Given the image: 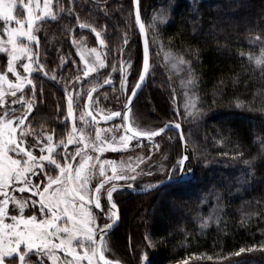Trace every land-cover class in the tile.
<instances>
[{
    "label": "trees",
    "instance_id": "1",
    "mask_svg": "<svg viewBox=\"0 0 264 264\" xmlns=\"http://www.w3.org/2000/svg\"><path fill=\"white\" fill-rule=\"evenodd\" d=\"M54 3L65 11L57 8V18L41 22L38 32L48 75L67 56L71 61L59 74H73L74 42L84 36L96 44L93 28L101 33L109 56L133 47L141 70L142 44L130 15L132 0ZM140 7L150 45L154 35L163 53L190 61L196 77L192 90L200 120L186 124L180 118L190 146L187 169L194 176L146 194L115 192L120 223L107 238L106 257L140 264L144 248L152 251L148 264H264V71L254 62L264 50V0H141ZM153 17L167 19L158 20L153 29ZM0 60L3 68L1 55ZM187 69L184 65L190 79ZM166 76L152 77L150 72L147 91L132 106L145 128L159 129L179 116L172 105L175 83ZM36 78V106L29 119L37 129L57 132L63 127L59 121L65 93L49 77ZM164 134L175 138L180 158L178 132Z\"/></svg>",
    "mask_w": 264,
    "mask_h": 264
},
{
    "label": "snow or ice",
    "instance_id": "2",
    "mask_svg": "<svg viewBox=\"0 0 264 264\" xmlns=\"http://www.w3.org/2000/svg\"><path fill=\"white\" fill-rule=\"evenodd\" d=\"M132 6L130 15L134 17L135 23L139 25L143 33L145 24L141 20V0H132ZM18 7L26 13L23 22L14 15ZM64 11L61 5L59 12ZM45 18L52 20L57 18L56 13L53 12L52 0H43L42 7L40 0H29L28 3L20 0L19 5L17 0H0V20L7 25L3 29V34H0V53L7 56L6 71H0V107L6 103L5 95L10 94L13 97L12 104L19 103L24 109L22 116L15 115L17 111L15 108L11 110L4 108L3 115H0V264H84L85 261L87 264H113V261L105 257V251H107L105 236L119 219L118 206L113 201V193L117 191V186L112 183L111 187L106 189L105 207H102L100 202L101 190L111 181H134L136 177L123 174V172L117 174V168L123 169V164L117 166L114 161H101L99 156L94 158L88 154L87 150L91 149L98 153L106 150L118 151L126 149L129 141L133 139L138 142H141L143 138L152 140L166 130L173 129L179 130L180 139L183 141V130L180 123L172 121L165 123L159 129L148 130L133 127L131 124H122L116 126L117 130L123 129V134L118 140L115 135H112L110 140L101 137L102 131H112V129L97 128L96 140L99 143H85L82 134L77 138L73 96L66 88L67 114L65 120L70 121L72 125L67 143L83 144V147H77L74 152L69 153L67 145L61 140L60 145H64L65 148L62 154L63 164H61L53 155L55 148L59 147V145L52 144L53 135L47 134L43 138L36 137L34 142L29 144L27 137L32 133L29 132L27 126H24V122L33 110V103L25 100L24 89L31 85V94L35 98L36 85L31 76L34 71H43L44 65L40 63L39 52L33 51L32 45H39V37L36 33L40 29L37 22H43ZM166 19V17H153L152 28L157 27L158 20L164 23ZM13 21L16 27H11ZM79 26L85 28L87 25L80 24ZM92 31L97 38L101 36L95 28ZM99 43L103 45V39H100ZM124 43H128L126 37ZM90 51L95 53L96 49L93 48ZM149 55V45L145 39L141 55L142 71L138 70V79L131 89V94L126 97L127 111H130L128 106L137 97L138 90L142 88L149 75ZM175 59L178 64L188 66L190 79L186 83L194 87L196 77L192 72L191 62L186 61L182 56ZM252 59L253 57L250 56L249 60ZM81 60L84 64L82 69L84 77L97 71V67L85 58L83 52H81ZM96 60L99 61V67H104V62L100 60L98 54ZM20 61H25L20 64V68L26 75H21L17 70V64ZM254 62L264 71V50L259 57L254 59ZM122 64L131 68V57ZM121 71L120 88L121 92H124L127 88V71L123 67ZM7 73L15 75V82L8 80ZM44 75L47 76V72H44ZM51 79L55 80L56 77L52 76ZM76 79L79 81L81 78L77 76ZM111 82V80L105 81L108 84ZM5 85L9 90L8 93L5 92ZM95 91L96 86H93L88 92L90 102L92 101L91 93ZM18 92L21 95L17 98ZM77 95L80 94L77 93ZM185 96L188 97L185 104L186 114L188 116L194 113L199 115V112L195 111V101L188 96V93H185ZM176 111L179 112V109L177 108ZM85 115L92 116V112H81V121L87 123L84 120ZM114 117H121V112H110L102 119L111 120ZM122 119L126 120V116ZM92 120L95 121V116H92ZM18 129H21L19 136H17ZM36 149L39 155H34ZM56 155L61 154L56 153ZM77 157H80L78 162ZM188 160L187 154L181 155L176 159L172 171H179L182 178L186 177L191 171L190 168L185 169V162ZM244 163L249 166L252 164L247 160ZM97 165H99V175L103 176L104 180L93 189L89 185L96 175ZM105 165L111 166V176L105 174ZM132 171L135 172V169L133 168ZM149 175H151L150 172ZM37 177L38 179L34 180ZM131 186V184L128 185V187ZM16 193L28 195L17 196ZM93 208L99 209L100 212L94 213ZM98 215L106 216L102 227L97 223ZM204 226H207L206 222ZM98 236L99 239H97ZM240 251L243 252L244 249ZM145 260L147 261V257Z\"/></svg>",
    "mask_w": 264,
    "mask_h": 264
},
{
    "label": "rangeland",
    "instance_id": "3",
    "mask_svg": "<svg viewBox=\"0 0 264 264\" xmlns=\"http://www.w3.org/2000/svg\"><path fill=\"white\" fill-rule=\"evenodd\" d=\"M55 0H52V8L53 12H56V9L59 8L54 3ZM24 3H28L29 0H23ZM17 3L19 5L20 0H17ZM41 7L43 6V0H40ZM14 15L17 16L18 19H20L22 22L26 18V13L23 12L19 7L17 8ZM50 18H45V20H48ZM39 29L41 22H37ZM7 25L4 24L2 20H0V34H3V29ZM11 27H16L15 22L13 21L11 24ZM26 27V25H25ZM40 31V30H39ZM38 36V32L36 33ZM94 36L96 37L95 33ZM6 39V36H5ZM97 43H90L87 41L88 39L84 36H81L77 41L74 42V54L76 56V62L73 66V74L71 75H65L62 76L59 74L63 68H65V65L67 62L71 61V57L67 56L65 59L62 57L59 61V69L54 70V73H50V75L47 74V76L44 75V72H46L45 63L41 60L40 57V63L44 65L43 71H34L32 73L31 78L33 79V82L35 83L36 77L38 76H45L49 77L51 79L52 76H55L56 79L53 81H56L57 84L59 83L62 87V91L65 93L64 98V109H63V116L61 121L59 123L63 126L60 127L58 131H49V130H42L37 129L34 126V122H32L29 118L31 113L27 116V119L24 122V126H27L29 128V132L32 133L28 135L27 142L29 144H32L36 137H45L47 134L53 135V141L52 144L54 146L59 145V147L55 148V152L53 155L58 160L59 163L63 164L62 154L65 151L64 145H60V141L63 140L64 143L67 145V151L69 153L74 152L77 147H83V144H68V136L69 133L72 130L71 122L68 120H65V116L67 114V96L65 89L67 88V91L72 93L73 96V107H74V115L76 117L75 125L77 129V138L82 134L85 138V143H99V141L96 140V129L99 128L101 130H108L112 129V131H102L101 137L104 139H111L112 135H115L117 137V140L119 139V136L123 134V129L120 128L119 130L116 129V126L123 124V110L126 104V97L131 94V89L138 79V63L136 61V54L133 49V47L130 49H125L121 51L120 53H114L113 55L108 54V50L105 44L104 39L102 38V35L97 38ZM103 39L104 43L101 45L99 43V40ZM33 51L39 52V55L42 52V49H40V42L39 45L36 46L35 44L32 45ZM95 48L96 52L92 53L90 50ZM151 55L150 57V72L152 77L153 76H160L164 77L169 75L172 80H174V88H173V97H172V105L173 109L175 110V113H178V118L171 120L176 121L179 118H183L185 120V123L187 124L188 121L193 122L192 124L198 122L200 120V115H195V113L192 116H188L185 112V104L187 102L188 97L185 96V93H188V96L192 98V100L196 103V97L192 90L191 85H187V80L189 79L186 76V73L184 71V65L178 64L176 61V55L172 53H163L159 47L158 40L154 37H152L151 45H150ZM81 52L84 53L85 58L89 60L90 63L93 64V66L97 67V71L92 72L89 74L88 77L83 76L82 69L84 67L83 61L81 60ZM97 54L100 57V60H103L104 67H99V61L96 60ZM0 55L5 59V66L2 68L0 63V71H6V62H7V56L6 54L0 53ZM129 57H131L132 67L127 68L126 64H122L123 61H126ZM110 58V59H109ZM152 59V60H151ZM63 61V62H62ZM110 61V63H109ZM1 62V60H0ZM25 61H20L17 64V70L20 71L21 75H26L22 68H20V64L24 63ZM33 67L35 68L36 65L34 64ZM122 67L126 69L127 71V88L124 92H121L120 88V82H121V76H122ZM113 68H115V71H113ZM142 71V67L141 70ZM62 73V72H61ZM150 75V74H149ZM77 76H79L81 79L77 81ZM8 80L15 82L16 77L12 73H7ZM151 77V78H152ZM167 77V76H166ZM168 77V78H169ZM65 79L63 81V84H61V80ZM106 80H111V84L105 83ZM148 82V81H147ZM96 86V91L92 92V101L90 102L88 100V92L90 89ZM146 86V85H145ZM31 85H28L24 89V97L25 100H29L33 103V109L36 106V102L34 98L32 97L31 92L29 93L26 91L27 89H30ZM145 89V87H144ZM144 89L142 92H144ZM147 90L145 89V92ZM176 91V94H175ZM5 92L8 93L9 90L7 89V85H5ZM141 92V94H142ZM77 93L80 95L78 96ZM140 94V95H141ZM21 95V93H17V98ZM29 95V96H28ZM139 95V96H140ZM13 97H11L10 94L5 95V101L6 103L3 105V107H0V115H3L4 108H7L11 110L12 108L17 109L15 115L16 116H22L24 114V109L21 108V105L19 103L13 105L12 104ZM175 101V103H174ZM138 106H136V112L139 113V109H137ZM179 109V112L176 111V109ZM33 111V110H32ZM92 112V116H95V121L92 120V116L85 115L84 120L87 121V123H84V121H81L80 115L81 112ZM119 111L121 112V117H114L111 120H104L102 117L104 115L109 114L110 112ZM195 111H197V106ZM181 114V115H180ZM141 119V117H140ZM134 115V113L130 112V124L133 127H139L141 129L148 130L150 128H145L141 126V120ZM180 119V121H181ZM98 122V123H97ZM184 124V125H186ZM23 127V126H22ZM20 130H17V136L20 134ZM176 131V130H173ZM177 132V131H176ZM160 138V137H159ZM175 138L172 137L170 134H164L161 136L160 139H154L153 141H147L142 139L141 142H138L137 140L133 139L129 141L128 147L126 149H121L118 151H111L106 150L103 153L95 152L91 149H88V154L92 155L94 158L96 156H99L101 161L107 160V161H114L116 162V165L119 166L123 164V169L120 167L117 168V174H123L126 175H134L136 179L134 181L132 180H117V181H111L107 184H105L104 189L101 190V206L105 207L106 202H104L106 189L112 185V183H115L116 185L120 184H131L137 188H144L151 185H154L158 182V180H165V179H172L175 176V173L178 171H172V167L175 165V161L177 159V153L176 150H174V146L176 147V143L174 142ZM56 153H60L61 155L57 156ZM34 155H39L38 149L34 151ZM80 157H77V162L79 161ZM95 162V159L93 160V163ZM135 169V172L132 171V169ZM149 172L151 175H149ZM105 174L107 176L112 175L111 166L105 165ZM38 179L34 178V180ZM104 180L103 176L99 175V165L96 166V175L93 177V179L90 181V187L95 188L99 183H101ZM158 190V189H157ZM121 191V190H118ZM116 191V192H118ZM115 193V192H114ZM113 193V194H114ZM132 194V193H131ZM17 196L28 194H20L16 193ZM113 201L114 197H113ZM116 203V202H115ZM94 213H99V209L93 208ZM27 215V211L25 213ZM106 220V216L104 215H98L97 223L102 227L103 223ZM107 243V251L110 247L109 241L106 239ZM107 251H105V257L107 254ZM151 251V250H150ZM150 251H146L144 248L141 249L139 252L140 257L139 261L140 264H148L150 261ZM152 253V251H151ZM145 257H147V261L145 260ZM107 258V257H106ZM35 259V257H33ZM109 259V258H107ZM110 260V259H109ZM84 264H87L85 261ZM179 264V262L175 263Z\"/></svg>",
    "mask_w": 264,
    "mask_h": 264
},
{
    "label": "water",
    "instance_id": "4",
    "mask_svg": "<svg viewBox=\"0 0 264 264\" xmlns=\"http://www.w3.org/2000/svg\"><path fill=\"white\" fill-rule=\"evenodd\" d=\"M141 20L145 24V22L142 19V16H141ZM136 27H137L139 35H140L141 44H142V50H143L144 41H145V39H147L148 45H149V53H150V43H149V38H148L146 25H145V31L143 33H141L138 24H136ZM150 57H151V53L149 55V74H150V64H151ZM148 78H149V75L146 77V81L144 82L142 88L140 90H138L137 97L134 98L132 104L128 106V108H130V111H127L126 108L124 107L123 117L126 116V120L123 119V124H130L129 120H130V112H131L132 106H133L134 102L136 101V99L141 94V92L143 91L145 85L147 84ZM168 122H166V123H168ZM172 122L181 124L180 118L178 120L172 121ZM181 129L183 130L182 124H181ZM173 130H175V129H173ZM167 131H170V130H166L164 133H166ZM176 131L179 134V130H176ZM164 133H162L161 135H163ZM161 135H159V136H161ZM183 135H184V132H183ZM159 136L154 137L152 140H148L147 138H143V139L147 140V141H153L154 139L158 138ZM180 141H181V144H182V147H183V154H187L189 156V159H190V146H189V144H188V142L186 140L185 135H184V140L182 141L180 139ZM188 161L185 162V169L186 170H187ZM193 176H194V173L191 170L190 173L184 178L181 177V173L179 172V175L176 178L165 179V180H162L160 182H157L154 185H151V186H148V187H144V188H137V187H135L133 185L131 187H128L129 184H120V185H116V186H117V191L118 190H123V191H127L129 193H132V194H146V193L152 192L154 190L160 189V188H162V187H164L165 185H168V184H175V183H181V182L189 181V180H191L193 178ZM106 199L107 198H106V193H105V201H106ZM118 216H119V219L113 224V227L110 230H108L107 235L105 236V240L108 238V236L111 233H113V231L117 228V226L120 223V210H119V208H118ZM97 239H99V236L97 237ZM113 264H124V263L119 262V261H113Z\"/></svg>",
    "mask_w": 264,
    "mask_h": 264
}]
</instances>
